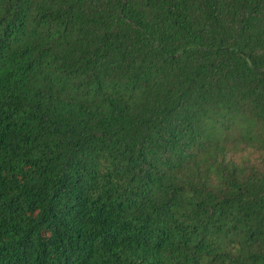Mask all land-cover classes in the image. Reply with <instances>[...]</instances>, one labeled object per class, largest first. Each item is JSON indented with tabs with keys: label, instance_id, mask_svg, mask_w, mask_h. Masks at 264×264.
<instances>
[{
	"label": "trees",
	"instance_id": "1",
	"mask_svg": "<svg viewBox=\"0 0 264 264\" xmlns=\"http://www.w3.org/2000/svg\"><path fill=\"white\" fill-rule=\"evenodd\" d=\"M0 264H264V0H0Z\"/></svg>",
	"mask_w": 264,
	"mask_h": 264
}]
</instances>
